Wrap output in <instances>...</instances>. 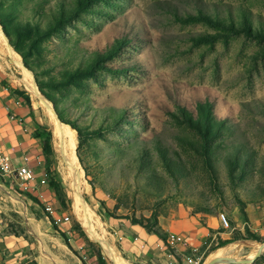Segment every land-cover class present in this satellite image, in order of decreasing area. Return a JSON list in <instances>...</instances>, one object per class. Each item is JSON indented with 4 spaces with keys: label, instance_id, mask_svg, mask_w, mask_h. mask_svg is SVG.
Instances as JSON below:
<instances>
[{
    "label": "rangeland",
    "instance_id": "374dc122",
    "mask_svg": "<svg viewBox=\"0 0 264 264\" xmlns=\"http://www.w3.org/2000/svg\"><path fill=\"white\" fill-rule=\"evenodd\" d=\"M0 76L53 135L52 214L0 183L26 264H116L108 221L180 211L227 220L200 264H264L237 225L264 201V0H0Z\"/></svg>",
    "mask_w": 264,
    "mask_h": 264
},
{
    "label": "crops",
    "instance_id": "0c3cea01",
    "mask_svg": "<svg viewBox=\"0 0 264 264\" xmlns=\"http://www.w3.org/2000/svg\"><path fill=\"white\" fill-rule=\"evenodd\" d=\"M3 79L4 77L0 76V146L9 156L12 167L27 164L34 170L38 180L43 164L46 167L42 139L34 135L41 122L31 102L29 106L25 99L4 84ZM7 181L15 183L11 176L0 173V183ZM0 190L4 196L6 189L0 187ZM42 190L48 197L50 187L45 186ZM34 195L35 193L31 194L35 197ZM4 200V197H0V264H26L24 243L5 228V218L2 215L7 205ZM244 213V219L237 225L246 226L250 232L264 237V201L247 205ZM108 224L115 234L118 251L125 256L123 258L113 246L115 250H112V258L115 262L124 264L146 263L150 260L159 264H184V257L191 254V247L207 249L215 239L228 238L223 230H219L222 227L219 219L203 220L186 211L162 216L156 225L159 235L130 222L111 220ZM169 234L181 236L185 239L186 246L179 244L174 253L168 251L160 235L166 237ZM215 251L217 249L213 252ZM213 252H204L203 257L212 258Z\"/></svg>",
    "mask_w": 264,
    "mask_h": 264
},
{
    "label": "built area",
    "instance_id": "2783aa9c",
    "mask_svg": "<svg viewBox=\"0 0 264 264\" xmlns=\"http://www.w3.org/2000/svg\"><path fill=\"white\" fill-rule=\"evenodd\" d=\"M0 173L2 175L11 176L15 181L16 190L24 193V194H32L35 193V198L38 199L43 205V208L49 214H52L53 209L51 204L46 200L47 196L44 194L42 190L43 187H49L50 182V173L47 168L44 166L42 167L41 176L40 178H36L34 170L29 167L27 164H21L18 167H12L9 156L4 152L3 148L0 146ZM220 222L222 227H227L228 223L223 214H220ZM68 220L67 216H53V222H65ZM166 243L169 245H182L186 246L185 239H183L179 235L169 234L166 236ZM81 249V247H80ZM190 255L186 257L185 261L186 264H198V253L197 247H191ZM86 256H83L85 259Z\"/></svg>",
    "mask_w": 264,
    "mask_h": 264
},
{
    "label": "trees",
    "instance_id": "16d2710c",
    "mask_svg": "<svg viewBox=\"0 0 264 264\" xmlns=\"http://www.w3.org/2000/svg\"><path fill=\"white\" fill-rule=\"evenodd\" d=\"M26 103L30 106V101L28 99H25ZM72 128H74L76 130V128L71 125ZM78 132V131H77ZM34 135L36 137H39L42 139V152L44 154V157H45V164H46V168L47 170L49 171L50 173V166H51V154H52V145H51V140H52V132L51 130H49L48 128H45L42 124L38 125V127L35 129L34 131ZM50 184L52 186H55V181H53L51 179V173H50ZM243 215H245L244 213V210L242 212ZM137 222V221H135ZM147 229V228H146ZM148 231H153L155 232L156 234L159 235L158 231L157 230H153V229H148ZM246 232L254 239V240H258L259 237L257 235H255L254 233L250 232V231H247ZM160 237L162 239H166V237H164L163 235H160ZM231 240L230 239H227V240H219L217 242V244H215L214 246H211L209 249H208V252H213L214 250L218 249V248H221L223 247L225 244L229 243ZM97 262L98 264H107L103 257H102V254L100 251H98L97 253Z\"/></svg>",
    "mask_w": 264,
    "mask_h": 264
},
{
    "label": "water",
    "instance_id": "95a60500",
    "mask_svg": "<svg viewBox=\"0 0 264 264\" xmlns=\"http://www.w3.org/2000/svg\"><path fill=\"white\" fill-rule=\"evenodd\" d=\"M54 114H55V112H54ZM55 116H56V114H55ZM56 119L58 120V118L56 117ZM59 121V120H58ZM60 122V121H59ZM73 129V128H72ZM65 153L67 154V153H69L70 152V149H71V147H69L68 145L66 146L65 145ZM71 157H72V155H71ZM264 249V244L262 245V246H260V248H259V250H258V252H256L255 253V255L253 256V258H255L262 250ZM240 262H246V260H242V261H240Z\"/></svg>",
    "mask_w": 264,
    "mask_h": 264
},
{
    "label": "bare ground",
    "instance_id": "6f19581e",
    "mask_svg": "<svg viewBox=\"0 0 264 264\" xmlns=\"http://www.w3.org/2000/svg\"><path fill=\"white\" fill-rule=\"evenodd\" d=\"M73 143V142H72ZM223 249V248H222ZM221 248H219V249H217V251H215V253H214V255H219V254H221L222 252H223V250H222ZM213 255V254H212ZM219 256H221V255H219ZM201 256L199 257L198 256V264H200V262H201Z\"/></svg>",
    "mask_w": 264,
    "mask_h": 264
}]
</instances>
